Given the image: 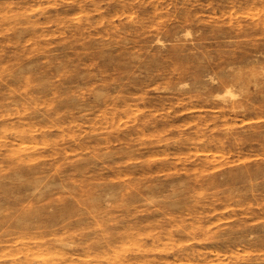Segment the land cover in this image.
Returning a JSON list of instances; mask_svg holds the SVG:
<instances>
[{
	"label": "rangeland",
	"instance_id": "374dc122",
	"mask_svg": "<svg viewBox=\"0 0 264 264\" xmlns=\"http://www.w3.org/2000/svg\"><path fill=\"white\" fill-rule=\"evenodd\" d=\"M0 264H264V0H0Z\"/></svg>",
	"mask_w": 264,
	"mask_h": 264
},
{
	"label": "bare ground",
	"instance_id": "6f19581e",
	"mask_svg": "<svg viewBox=\"0 0 264 264\" xmlns=\"http://www.w3.org/2000/svg\"><path fill=\"white\" fill-rule=\"evenodd\" d=\"M224 92H225L226 94H228L229 96H234V95H235L234 92L231 90V87H230L228 84L225 86ZM235 96H236V95H235ZM3 190H4V189H3Z\"/></svg>",
	"mask_w": 264,
	"mask_h": 264
}]
</instances>
